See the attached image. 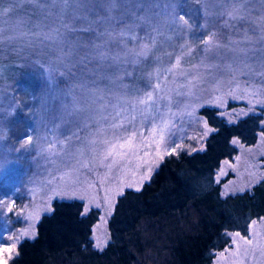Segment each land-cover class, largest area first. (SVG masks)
Returning a JSON list of instances; mask_svg holds the SVG:
<instances>
[{"label": "trees", "instance_id": "1", "mask_svg": "<svg viewBox=\"0 0 264 264\" xmlns=\"http://www.w3.org/2000/svg\"><path fill=\"white\" fill-rule=\"evenodd\" d=\"M230 1L236 0H71L58 25L50 0H0V16L16 7L15 13L35 23V42L0 45V64L11 68L0 78H8L10 96L18 101L10 139L26 137L43 114L67 115L68 99L95 103L103 95L112 101L109 88L129 66L126 49L120 47L121 39L129 40L122 34L137 26L139 34L161 48L181 40L196 47L217 30ZM240 2L241 7L261 6V0ZM179 17L190 26L180 35L173 24ZM51 22L55 34L45 39ZM200 113L212 127L204 148L166 155L139 191L126 188L108 220L104 247H96L92 238L100 210L84 213L83 201L56 198L41 215L35 236L22 239L7 264H212L216 253L230 245L233 231L245 234L252 220L264 216V179L226 196L215 180L221 161L237 153L234 138L256 142L264 130L263 113L234 122L215 107H202ZM7 176H0L2 189Z\"/></svg>", "mask_w": 264, "mask_h": 264}, {"label": "rangeland", "instance_id": "2", "mask_svg": "<svg viewBox=\"0 0 264 264\" xmlns=\"http://www.w3.org/2000/svg\"><path fill=\"white\" fill-rule=\"evenodd\" d=\"M50 2L52 11H55L52 16L58 17L60 25L64 20L63 8L68 7L71 0ZM213 2L211 0L210 4ZM241 5L240 0L230 1L221 11L223 18L216 26L217 30H213L214 39L220 46L205 52L201 42L196 47L192 45L194 51L191 58L181 60L185 75L177 76L175 80L169 75L166 84L161 85L164 98L159 102V111L153 106L156 118L150 117L143 127L145 135H148L153 123L159 125L161 120L171 121L165 134L164 148L170 149L177 145H182L178 149L192 151L204 148V141L211 132L208 130H212L200 113V109L205 106L217 108L219 114L230 122L249 113L262 112L264 126V103H257L264 101V0H261V6ZM15 10L16 7L6 9L0 16V45L22 42L24 39L35 42V23L28 20V15L15 13ZM229 16L233 19H229ZM54 32L55 26L51 22L43 32V38L54 36ZM124 35L134 38L128 39V42L121 39L120 47L126 49L129 66L112 82L113 88H109L113 100L90 103L88 106L92 111L79 113L73 109L85 107L84 98L64 101L67 115L56 118V114L51 115V112L43 114L37 122V128L32 126L27 132L26 136L32 137L31 143H27L23 136L17 141L10 139V120L15 115L18 101L10 96L12 90L8 78H0L4 83L0 85V163L3 165L0 176L8 172L3 181L5 187L0 188V249L14 246L11 258L16 254L17 245L22 239L35 236L41 215L50 211L51 203L56 198L83 201L84 213L92 208L100 210L92 227V238L95 246L97 239L106 241L104 247L109 241L108 220L119 196L117 193L121 188V180L123 191L126 188L135 189L128 187L129 184L141 187L148 180L142 178L151 176L161 163L162 160L153 163L150 174L145 168H140L135 175L131 172L120 173L119 168L123 165L114 167L109 173L107 167L99 164L100 146H95V161L88 151L89 134L97 131V126L90 119L96 114L94 109L106 102L110 110L119 97L132 101L151 91L146 87V74L170 67L181 54L180 49L187 44L181 40L161 48L152 39L139 34L137 26ZM209 35L211 33L204 39ZM26 52L22 46L20 55L24 59ZM136 61L139 65H136ZM9 67L6 63L0 64V75L5 70L1 77L8 75V70H11ZM194 77H199L201 82L194 87L192 96L185 95L184 88L177 89L178 84H184ZM120 107L124 108L125 105L120 104ZM127 107L131 111V104ZM85 121L88 128L82 127ZM104 126H107L106 122ZM49 129H55V132ZM53 135L66 145L62 150L57 145L60 154L51 159L47 155H37L36 145L45 146L48 142L45 138ZM234 140L238 141L234 143L236 155L232 159H223L215 174L224 196L250 190L264 179V130L259 133L255 143L245 144L238 138ZM81 149L84 150L83 155ZM84 161L89 164L87 168L83 167ZM67 173H71V176ZM11 204L15 207L9 212L7 209ZM235 233H239L240 237H236ZM241 238L252 240L253 245H246ZM246 250L248 255H245ZM4 256L8 263L11 258L8 259L6 253ZM212 264H264V216L252 220L245 234L233 231L230 245L216 253Z\"/></svg>", "mask_w": 264, "mask_h": 264}, {"label": "snow or ice", "instance_id": "3", "mask_svg": "<svg viewBox=\"0 0 264 264\" xmlns=\"http://www.w3.org/2000/svg\"><path fill=\"white\" fill-rule=\"evenodd\" d=\"M229 19H233V17L229 16ZM173 24L178 28V35H180V31L190 29V26L183 17L174 19ZM201 27L204 28L206 26L202 25ZM214 36L215 33H212L211 35L207 36L206 39L200 41L203 44V50L205 52L211 48L220 46L215 41ZM122 38L133 39L134 37L122 34ZM193 51L194 49L190 43L185 44L180 49L181 54L175 58V63H173L170 67H166L162 70L157 69L150 74H146L145 79L148 81L146 87L151 89V91L145 92L143 96L132 101H128L122 97H119L117 98V103L112 105L110 110L106 102L94 109L96 114L91 116L90 119L97 126V131L89 134L91 139H88L87 141L88 151L95 161L97 154V148L95 146H100L99 164L107 167L109 173L114 167L123 165V167L119 168L120 173L131 172L133 175H135V173L139 171L140 168H145L146 172L150 174L152 171L151 165L153 163L163 160L166 155L176 154L177 149L182 147V145H177L176 147H172L170 149L163 147L165 144V134L171 121L161 120L159 125L153 123L148 135H145L143 124L144 122L148 121L150 117L152 119L156 118L153 115V106H156L158 112L159 102L162 98H164L162 96L163 89L161 85L166 84L169 75H171L173 80H175L177 76L185 75V70L181 67V60L184 58H191ZM135 63L136 65H139L138 61ZM200 82L201 80L199 77H194L193 79L187 80L184 84H178L177 89L184 88L186 89L184 94L187 96H192L194 94V87ZM123 87L127 88V86ZM133 91L136 90L133 89ZM96 100L103 101L104 96L100 95L96 97ZM90 103L91 102L86 101L85 107L81 108L77 106L73 110L78 113L92 111L93 109L88 106ZM257 103H264V101H257ZM120 104H124L125 107L121 108ZM128 104H131V111H129L127 107ZM193 111H195V108H193ZM189 115H191V113H189ZM105 122L107 126H104ZM82 127H89L87 121H85ZM49 131L55 132V129H49ZM208 131L212 130L209 129ZM109 133L111 134L109 135ZM45 139L48 141L45 146H40L39 144L36 145L37 155H47L48 158L51 159L52 157L60 154V151L57 149V145H59L60 150L66 146L64 141L59 140L55 135L46 137ZM25 140L27 143H31V135L26 136ZM233 143H238V141L234 140ZM80 151L81 155H83L84 150L81 149ZM88 166V162L84 161L83 167L87 168ZM2 167L3 165L0 163V168ZM66 175L71 176V173H67ZM149 178L150 175H145L142 179ZM127 186L134 187L137 191L140 190L139 186L133 184H129ZM123 188L124 185L123 181L121 180V188L117 193L118 195L123 194ZM14 207L15 205L11 204L7 211L11 212ZM254 224L255 221H253V225ZM235 236L240 237V234L235 233ZM241 239L244 240L246 245L250 247L253 245L252 240L246 238ZM104 243H106V241H101L100 239L96 240V246L98 248L103 247ZM236 248L237 250L239 249L238 244L236 245ZM13 251L14 246L0 249V264H7V259L5 258L4 254L6 253L7 258L10 259ZM245 255H248L247 250Z\"/></svg>", "mask_w": 264, "mask_h": 264}]
</instances>
